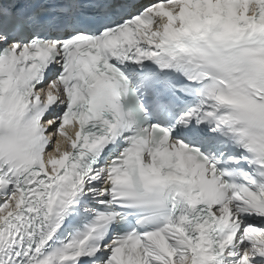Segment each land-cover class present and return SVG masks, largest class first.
I'll use <instances>...</instances> for the list:
<instances>
[{"label":"snow or ice","instance_id":"1","mask_svg":"<svg viewBox=\"0 0 264 264\" xmlns=\"http://www.w3.org/2000/svg\"><path fill=\"white\" fill-rule=\"evenodd\" d=\"M0 264H264V0H0Z\"/></svg>","mask_w":264,"mask_h":264}]
</instances>
